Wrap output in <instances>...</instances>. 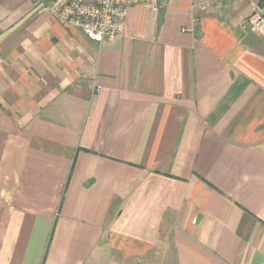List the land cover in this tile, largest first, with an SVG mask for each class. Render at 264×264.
<instances>
[{
	"label": "crops",
	"instance_id": "1",
	"mask_svg": "<svg viewBox=\"0 0 264 264\" xmlns=\"http://www.w3.org/2000/svg\"><path fill=\"white\" fill-rule=\"evenodd\" d=\"M196 1L0 0V264H264V0Z\"/></svg>",
	"mask_w": 264,
	"mask_h": 264
},
{
	"label": "built area",
	"instance_id": "2",
	"mask_svg": "<svg viewBox=\"0 0 264 264\" xmlns=\"http://www.w3.org/2000/svg\"><path fill=\"white\" fill-rule=\"evenodd\" d=\"M146 0H39L40 9L56 17L63 25L81 29L96 43L113 41L121 34L127 10L143 6ZM222 0H200L201 10L217 8ZM250 30L264 38V1L248 19Z\"/></svg>",
	"mask_w": 264,
	"mask_h": 264
}]
</instances>
